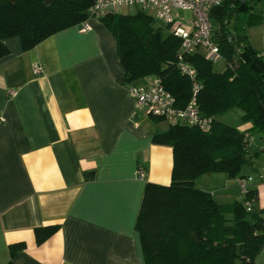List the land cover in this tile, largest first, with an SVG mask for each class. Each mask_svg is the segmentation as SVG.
Here are the masks:
<instances>
[{
  "label": "crops",
  "instance_id": "obj_1",
  "mask_svg": "<svg viewBox=\"0 0 264 264\" xmlns=\"http://www.w3.org/2000/svg\"><path fill=\"white\" fill-rule=\"evenodd\" d=\"M173 17L181 25L192 19L182 12ZM87 24L90 32L72 27L27 52L18 38L3 42L0 264H8L9 247L20 243L25 249L12 264H144L135 224L146 184L171 182L172 149L152 142L169 124L133 116L115 39L99 20ZM262 33L264 43V27ZM261 164L259 155L242 170L253 173L248 189L257 193V212L264 211ZM196 186L220 206L244 198L223 174L205 175ZM53 225L58 231L37 246L34 230ZM254 263L264 264V247Z\"/></svg>",
  "mask_w": 264,
  "mask_h": 264
},
{
  "label": "trees",
  "instance_id": "obj_2",
  "mask_svg": "<svg viewBox=\"0 0 264 264\" xmlns=\"http://www.w3.org/2000/svg\"><path fill=\"white\" fill-rule=\"evenodd\" d=\"M0 0V59L8 54L3 42L18 38L27 52L49 37L79 26L90 19L95 0ZM264 0H226L211 14L213 41L219 47L225 70L214 72L211 63L196 53L184 62L195 71L200 115L210 118V129L169 126L155 134V145L172 149L173 166L168 186L147 183L137 215L138 234L144 264H255L264 247V211L257 212L255 190L248 189L240 202L220 206L211 193L196 186L205 175L223 174L229 180L242 174L253 158L261 156L264 143V58L249 43L246 34L231 22L245 16L246 26L263 24ZM116 42L124 71L122 85L136 84L148 77L161 80L184 109L191 98L193 82L180 73L177 58L181 40L158 27L148 15L110 14L99 19ZM242 113L241 122L251 128L239 131L219 121L230 111ZM155 123L164 122L151 118ZM253 135L259 143L252 146ZM251 210L246 211L245 204ZM232 216L229 221L226 215ZM59 229L46 226L34 230L37 246ZM25 245L9 247L10 261Z\"/></svg>",
  "mask_w": 264,
  "mask_h": 264
},
{
  "label": "built area",
  "instance_id": "obj_3",
  "mask_svg": "<svg viewBox=\"0 0 264 264\" xmlns=\"http://www.w3.org/2000/svg\"><path fill=\"white\" fill-rule=\"evenodd\" d=\"M226 0H95L93 6L88 10L90 19L103 18L110 14H120L121 9H134L150 16L160 27L167 28V32L181 40V48L177 65L180 73L189 77L193 82L191 98L184 109L175 107V99L168 93L159 78L148 77L136 84L126 85L128 96L133 101V116L137 113H144L152 118H160L169 126L195 127L206 132L210 129L211 119L204 118L196 101L198 85L195 82V71L184 62L185 56H192L196 53L216 65L224 62L219 47L213 41L214 26L211 14L214 10L221 7ZM261 17L264 21V1ZM174 12L190 13L192 19L187 24H179L174 20ZM88 21V20H87ZM83 22L78 26L80 33L91 31L90 26ZM264 58V53L261 54ZM33 74H42L39 66H34ZM10 96L16 93L9 91ZM262 164L258 170V176L264 180V143L261 145ZM136 176L143 179L145 172L138 168ZM250 178L236 179V186L242 195L247 193L251 183ZM246 211H250V205L245 204ZM264 224V221H263Z\"/></svg>",
  "mask_w": 264,
  "mask_h": 264
},
{
  "label": "rangeland",
  "instance_id": "obj_4",
  "mask_svg": "<svg viewBox=\"0 0 264 264\" xmlns=\"http://www.w3.org/2000/svg\"><path fill=\"white\" fill-rule=\"evenodd\" d=\"M262 7H263V5L261 3H258L254 7L253 12H259ZM136 13H137L136 10H129V9H121L120 10L121 15H135ZM147 14H149V13H147ZM156 25L158 27L160 26V24H158V23H156ZM263 27H264V24L257 25V26H246L245 25V16L240 14L239 18L235 22H234V20L231 22L230 31L234 32L235 29H237L238 31L241 32V30L243 29L244 31H242V32H244L247 35L250 43L255 47V49L261 50L262 48H264L263 33H262ZM213 70H214V72L222 73L225 70L224 62H219L218 64L214 65ZM241 116H242V113L240 111L233 110V111H230L229 113L223 115L222 117H220L219 121L228 125V126H231V127L239 130L240 128L244 127V125H245L244 123L241 122ZM166 126H167V124H164V123H163V125H161L162 128H165ZM252 138H253L252 146L257 145L259 142L257 135H253ZM246 170H247V168L244 167L243 171H246ZM252 177H253V173L251 175L247 176V178H250V179H252Z\"/></svg>",
  "mask_w": 264,
  "mask_h": 264
},
{
  "label": "water",
  "instance_id": "obj_5",
  "mask_svg": "<svg viewBox=\"0 0 264 264\" xmlns=\"http://www.w3.org/2000/svg\"><path fill=\"white\" fill-rule=\"evenodd\" d=\"M49 1L48 0H46V3H48Z\"/></svg>",
  "mask_w": 264,
  "mask_h": 264
}]
</instances>
